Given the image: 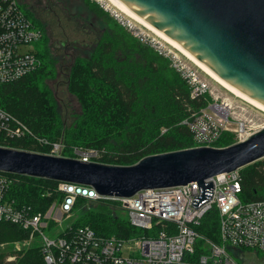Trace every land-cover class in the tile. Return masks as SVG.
<instances>
[{
  "label": "built area",
  "instance_id": "built-area-1",
  "mask_svg": "<svg viewBox=\"0 0 264 264\" xmlns=\"http://www.w3.org/2000/svg\"><path fill=\"white\" fill-rule=\"evenodd\" d=\"M94 1L119 25L127 23L117 9L107 7L101 0ZM125 26L136 30L134 24ZM43 35L42 27L22 9L19 0H0V84L16 81L40 66L37 52L27 49V45L42 40ZM137 38L167 57L171 68L189 86L192 98L206 97L207 84L187 60L142 31ZM230 118L235 120L231 122ZM182 123L192 132L193 147H218L216 142L224 132L235 134L237 142L254 131L245 128L242 118L234 115L233 106L227 101L207 103ZM230 123H235V128ZM15 140H27L33 146L45 148L43 152L28 151L104 163V150L72 146L66 155L62 138L52 140L37 133L0 106V146L11 147L8 144ZM207 181L213 184L211 197L195 208L191 202L199 194L197 182L143 189L122 197L99 194L88 185L57 181L43 189L46 196L53 193L56 197L41 211L14 193L20 182L18 176L0 171V222L24 229L27 237L23 243L36 244L45 264H238L229 248L264 252V199L241 198L240 168L204 182ZM80 199L123 208L137 231L129 236L100 235L87 224L75 225ZM208 213L216 214V239L198 229Z\"/></svg>",
  "mask_w": 264,
  "mask_h": 264
},
{
  "label": "trees",
  "instance_id": "trees-1",
  "mask_svg": "<svg viewBox=\"0 0 264 264\" xmlns=\"http://www.w3.org/2000/svg\"><path fill=\"white\" fill-rule=\"evenodd\" d=\"M28 15L42 27L30 12ZM118 43L114 37H102L92 53L75 56L71 65L60 71L67 74V91L80 106L78 118L70 125L64 124L47 83L48 75L55 76V61L47 46L36 53L40 58L36 70L16 81L0 84V106L37 133L52 140L62 138L66 155L72 146L92 147L105 151L101 158L104 163L131 165L148 155L193 147L192 132L182 120L204 108L207 97L192 98L185 80L165 64H154L152 58L150 61H137L132 56L117 58ZM234 142L233 133L224 132L216 146ZM8 145L45 151L27 140H15ZM11 174L20 178L14 193L34 204L37 210H45L56 197L53 193L46 196L43 189L57 181ZM240 176L243 200L264 199V159L241 167ZM80 203L81 199L77 207ZM114 207L100 203L84 208L75 225L87 224L100 235L135 233L137 230L126 218L117 215ZM198 229L216 239V214L208 213ZM26 237L24 229L0 222V264H45L37 245L16 248L15 243Z\"/></svg>",
  "mask_w": 264,
  "mask_h": 264
},
{
  "label": "water",
  "instance_id": "water-1",
  "mask_svg": "<svg viewBox=\"0 0 264 264\" xmlns=\"http://www.w3.org/2000/svg\"><path fill=\"white\" fill-rule=\"evenodd\" d=\"M202 63L232 89L264 107V0H114ZM264 158V126L225 147L148 155L131 165L0 146V171L91 186L102 195L197 182V207L211 197L206 179Z\"/></svg>",
  "mask_w": 264,
  "mask_h": 264
},
{
  "label": "rangeland",
  "instance_id": "rangeland-1",
  "mask_svg": "<svg viewBox=\"0 0 264 264\" xmlns=\"http://www.w3.org/2000/svg\"><path fill=\"white\" fill-rule=\"evenodd\" d=\"M101 1L107 7L109 6L114 10L117 9L116 12L122 13V15L127 18V23L125 24H129V26L134 24L136 30L133 32L130 27L125 26V24H122L124 27L119 25L113 19L112 15L100 7L94 0H20L22 9L28 14L30 12L44 28L43 39L33 41L31 44L27 45V49H33L39 52L42 50L43 46L48 47L49 53L55 61V76L52 78V75H48L49 79L47 83L52 89L58 111L66 126L70 125L78 118L80 106L75 97L67 91V74L60 71L65 69L66 66L71 65L75 56H86L92 53L94 46H96L100 38L106 36L111 38L114 37L115 40L119 42L116 56L120 59H127L125 57L132 56V58L134 57L137 61H150V58H152L153 60L151 61H154V64L160 65L163 63L166 67L171 68L167 57L162 54L160 55V53L156 51V48L142 43L137 38L138 33H141V31L162 42L165 49L170 48L177 54L180 53L170 43L162 40L161 37L135 21L131 16L118 10V8L109 1ZM31 19L34 20L32 17ZM179 55L194 67L199 78L207 84L209 88V91L206 93L207 103H220L221 101L231 103L234 115L238 118H242L246 129L250 128L256 130L264 126V111L235 97L231 92L202 71L200 67L193 64L186 56L182 53ZM234 120L235 119L230 118L231 122ZM235 126V123H230L231 128H235ZM233 139L236 140L235 134H233ZM97 204L98 203L81 200L80 206L78 207L80 210L79 217H81L84 208L89 209L90 207H95ZM113 209L120 217L128 218L127 211L123 208L115 206ZM44 232L50 235L48 231L44 230ZM23 240L17 241L15 245L19 243V248H28L30 245H36L33 243L29 245L24 244ZM234 249L233 247L229 248V252L238 264H264V252L248 248Z\"/></svg>",
  "mask_w": 264,
  "mask_h": 264
},
{
  "label": "bare ground",
  "instance_id": "bare-ground-1",
  "mask_svg": "<svg viewBox=\"0 0 264 264\" xmlns=\"http://www.w3.org/2000/svg\"><path fill=\"white\" fill-rule=\"evenodd\" d=\"M109 1L112 5H115L118 10L122 11L124 14L131 16L132 18L135 19V21H137L138 23L142 24L145 28L151 30L152 32H154L156 35H158L159 37L162 38V40H165L166 42L170 43L174 48H176L180 53H182L184 56H186L193 64H195L196 66L200 67L202 69V71H204L207 75H209L212 79H214L215 81H217L221 86H223L226 90H228L229 92H231L235 97H238L242 100H244L245 102L254 105L256 108H259L260 110L264 111V107L255 102L254 100L246 97L245 95L239 93L238 91L232 89L231 87H229L227 84H225L224 82H222L220 79H218L216 76H214L211 72H209L206 67L200 63L196 58H194L193 56H191L189 53H187L186 51H184L183 49H181L179 46H177L176 44H174L173 42H171L167 37H165L162 33H160L159 31H157L153 26H151L148 23H145L143 21H140L137 17H135L133 14H131L130 12H128L126 9H124L123 7H121L119 4H117L114 0H107ZM155 35V36H156ZM173 48V49H174ZM179 53V54H180Z\"/></svg>",
  "mask_w": 264,
  "mask_h": 264
},
{
  "label": "flooded vegetation",
  "instance_id": "flooded-vegetation-1",
  "mask_svg": "<svg viewBox=\"0 0 264 264\" xmlns=\"http://www.w3.org/2000/svg\"><path fill=\"white\" fill-rule=\"evenodd\" d=\"M43 37H44V35H43ZM43 39V38H42Z\"/></svg>",
  "mask_w": 264,
  "mask_h": 264
}]
</instances>
